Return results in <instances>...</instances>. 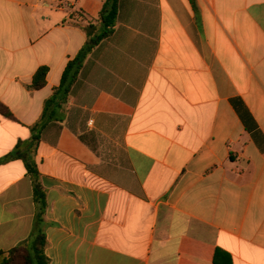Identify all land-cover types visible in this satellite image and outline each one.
Wrapping results in <instances>:
<instances>
[{
  "label": "crops",
  "instance_id": "1",
  "mask_svg": "<svg viewBox=\"0 0 264 264\" xmlns=\"http://www.w3.org/2000/svg\"><path fill=\"white\" fill-rule=\"evenodd\" d=\"M105 1L0 0V252L37 213L12 154ZM65 115L31 152L51 264H264V0H120Z\"/></svg>",
  "mask_w": 264,
  "mask_h": 264
},
{
  "label": "trees",
  "instance_id": "2",
  "mask_svg": "<svg viewBox=\"0 0 264 264\" xmlns=\"http://www.w3.org/2000/svg\"><path fill=\"white\" fill-rule=\"evenodd\" d=\"M195 6V0H191ZM120 0H106L97 19V24L88 23L83 26L87 41L72 59L62 76L60 85L54 89L53 94L45 101L43 114L40 120L31 127L32 137L29 145L12 154V158L22 159L28 173L33 178L34 200L37 205L34 231L29 241L21 243L8 252H0V264H51L46 255L47 234L49 222L46 220L47 191L41 182L40 173L33 161L31 152L39 147L43 132L53 123L65 120L66 105L75 85L77 84L85 62L89 55L104 40L114 33L118 21ZM83 11H77L72 16H83ZM48 67H41L34 76L31 88L40 90L46 85ZM0 115L9 120H16L10 109L0 102ZM20 149V146H19Z\"/></svg>",
  "mask_w": 264,
  "mask_h": 264
}]
</instances>
